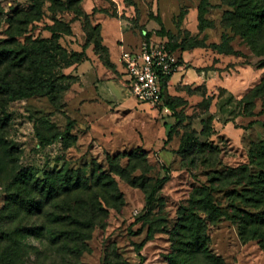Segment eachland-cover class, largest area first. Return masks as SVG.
I'll return each instance as SVG.
<instances>
[{"label": "rangeland", "instance_id": "374dc122", "mask_svg": "<svg viewBox=\"0 0 264 264\" xmlns=\"http://www.w3.org/2000/svg\"><path fill=\"white\" fill-rule=\"evenodd\" d=\"M155 1L95 6L125 47L188 48L170 111L82 0H0V264H264V0H210L203 30L200 0Z\"/></svg>", "mask_w": 264, "mask_h": 264}, {"label": "built area", "instance_id": "2783aa9c", "mask_svg": "<svg viewBox=\"0 0 264 264\" xmlns=\"http://www.w3.org/2000/svg\"><path fill=\"white\" fill-rule=\"evenodd\" d=\"M120 60L133 96L139 102L170 111L164 100L163 80L173 77L181 67L180 54L165 40L146 38L136 45H123Z\"/></svg>", "mask_w": 264, "mask_h": 264}, {"label": "trees", "instance_id": "16d2710c", "mask_svg": "<svg viewBox=\"0 0 264 264\" xmlns=\"http://www.w3.org/2000/svg\"><path fill=\"white\" fill-rule=\"evenodd\" d=\"M82 4V11L84 12V14L86 16H88L89 14H87L83 8V0L81 2ZM210 5V0H200V3L198 5V18H199V28L201 30H203L204 26H205V15L206 13L208 12V7ZM98 25V24H97ZM99 26V25H98ZM100 28V26H99ZM100 37H101V40L103 42V39H102V35H101V29H100ZM169 47L172 48L173 50L177 51L179 54H180V63L183 62L184 60V52L186 50H188V48H185L184 46H180V45H172L170 41L167 42ZM197 47V45H194L192 48H195ZM172 79V75L171 76H166L163 80V93H164V100H165V103L166 105H168L170 107V102L169 100L167 99V95H166V92H167V89L169 87V84H170V81ZM264 113V110L260 111L258 115ZM249 115H257L255 113H251ZM40 139L42 140L43 143H47V144H51L53 142L52 139L50 138H46L44 136H40ZM262 142V141H261ZM264 151V150H262ZM253 156L254 154H252L250 156V159H249V163L253 161ZM167 181V177H163V178H160L156 181V184L152 187L149 195H148V198H147V205L148 206H151L154 199H155V196H156V193L158 191V189L163 185V183H165ZM206 206L212 210L213 212H215L216 214L218 215H224L226 216L227 218H230L231 217V214L229 212V210L225 207V206H221V205H218L217 203H215L211 198L207 199L206 200ZM153 233V228L150 226L149 228V232H148V237L151 236V234ZM149 238H147L146 240H144L142 243H140L138 245V251L141 252V250L143 249V247L145 246L147 240Z\"/></svg>", "mask_w": 264, "mask_h": 264}, {"label": "crops", "instance_id": "0c3cea01", "mask_svg": "<svg viewBox=\"0 0 264 264\" xmlns=\"http://www.w3.org/2000/svg\"><path fill=\"white\" fill-rule=\"evenodd\" d=\"M158 0L155 1V4ZM91 2V4H93V7H94V11L93 12H90L88 9H87V6L89 5V3ZM99 3H102V0H83V8L85 10V12L89 15H93L94 12H98L96 13L95 15V21H96V24H98L100 26V29H101V35H102V39H103V43L104 45L109 48L111 51H119L120 53V57H121V51H122V48H123V45L124 44H119L118 42L119 41H122V42H125V34L123 32V29H122V21L121 19L118 17V15H104L102 12L104 9L106 8H96L95 5H99ZM160 9L159 7L157 8V10ZM198 9V8H197ZM93 18V16H92ZM114 24H117L118 26V33L116 36H114L111 32H110V28L114 25ZM186 53L187 51L184 52V57H186ZM120 63H121V60H120ZM177 75V73L175 74ZM175 75H173L170 83H172V81L174 79H176Z\"/></svg>", "mask_w": 264, "mask_h": 264}]
</instances>
